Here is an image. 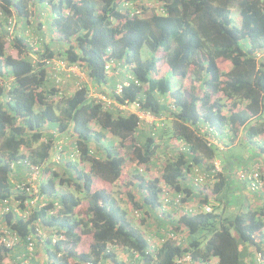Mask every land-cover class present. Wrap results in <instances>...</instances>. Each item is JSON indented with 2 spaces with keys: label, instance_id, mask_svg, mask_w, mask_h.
Instances as JSON below:
<instances>
[{
  "label": "trees",
  "instance_id": "1",
  "mask_svg": "<svg viewBox=\"0 0 264 264\" xmlns=\"http://www.w3.org/2000/svg\"><path fill=\"white\" fill-rule=\"evenodd\" d=\"M153 1L161 13L154 9L144 17L135 14L132 4L140 1L134 0H0V83L9 81L8 90L0 84V205L23 198L19 187L29 168L37 166L41 175L49 173L39 185L48 207L59 203L61 209L48 218L46 207L31 220L65 230L67 240L56 250L72 246L56 262L45 242V256L56 264L73 258L83 263L180 264L184 256L189 260L182 264H213L214 259L217 264H255V252L264 257V207H248L234 216L221 207V212L205 213L200 206L208 199L196 187L194 169L212 171L213 159L224 155L207 136L227 146L241 129L237 144L264 149L256 141L264 135V0ZM32 26L38 40L28 35ZM9 39L16 57L6 51ZM144 48L146 59L141 58ZM160 53L168 67L162 76ZM53 58L77 65L94 87L78 84L74 92L57 98L44 62ZM221 61L231 65L227 72L221 71ZM185 79L190 80L187 88L181 84ZM90 92L106 95L111 103L91 98ZM134 102L156 120L140 123L114 106ZM46 127L73 135L82 168L66 160L50 161L56 143L41 140ZM126 141L138 163L151 162L161 171V181L133 174L138 193L128 192L134 210L141 218L149 216L142 221L156 222L150 238L131 224L107 188H95V178L106 183L120 178L125 162L119 149ZM225 171L215 175L214 194L229 180ZM160 182L180 203L161 209ZM29 224L12 212L0 216V230L9 227L23 242L31 235ZM82 236H90L92 243L87 253L77 255L74 247ZM152 238L160 242L150 252Z\"/></svg>",
  "mask_w": 264,
  "mask_h": 264
},
{
  "label": "built area",
  "instance_id": "2",
  "mask_svg": "<svg viewBox=\"0 0 264 264\" xmlns=\"http://www.w3.org/2000/svg\"><path fill=\"white\" fill-rule=\"evenodd\" d=\"M47 64H50L47 62ZM63 71L78 74V67L75 65H67L63 62L58 64ZM54 70V68H53ZM52 70V71H53ZM57 81V80H56ZM58 82V81H57ZM3 88L6 90L9 89V81H4V83H0ZM126 85V84H125ZM122 87L119 85L117 87V93H121ZM105 104H110L111 101L107 99V96L104 94H98L94 96ZM119 110L124 111L128 114H134L140 123H148L152 124L156 119L147 111L140 110V106L138 103L134 102L129 105H117L114 104ZM51 134H55L51 132ZM206 139H209V144H214L219 146L222 149V145L214 140L213 137L207 136ZM58 158L55 157L52 159V162L57 163ZM214 168L209 172L199 171L198 168L194 169V181L196 187L199 192L203 196L210 195L212 192L213 186L216 182L215 175L221 173V166L218 162H214ZM261 164H255L251 170H241L236 173V178L239 181H244L248 183V189L251 192H256L260 190L264 183L261 177ZM29 176L26 178V181L20 185V195L21 198H11L4 200L2 205H0V216L6 213L12 212L16 215L23 223H30L29 229L32 231L31 235L27 237L26 241H22L20 235L10 230L9 227H4L0 230V249H2L0 255H4V262H0V264H56V262L64 260L65 255L68 254V249L71 248V243L68 246H61L60 250H56V245L60 241H66V232L63 229L52 228V227H44L40 219L31 220L34 213L36 211L44 210V208L48 207L46 203L45 195L40 192V186L38 184V180L41 175V170L39 167L34 166L29 168ZM14 178L12 179V183H14ZM161 191L162 199V208L167 209L168 203H180V197H174L172 195L173 191L169 190V188L162 183L159 185ZM174 197V198H172ZM172 198V199H171ZM200 204V202H199ZM201 209L205 213L211 212V206L208 204H201ZM61 209V205L59 203H54L52 206L46 209L47 216L46 217H55L57 212ZM48 241L51 249L55 252V257H57L56 262H53V258L45 256L46 251L44 244ZM22 246V247H21ZM75 251V250H74ZM255 261L256 264H263L264 257L261 253L255 252ZM189 260V256H184L179 259L177 262L182 264ZM71 264V260H69ZM75 262L79 264H108V261H100L99 263H88V262H79L77 259Z\"/></svg>",
  "mask_w": 264,
  "mask_h": 264
},
{
  "label": "rangeland",
  "instance_id": "3",
  "mask_svg": "<svg viewBox=\"0 0 264 264\" xmlns=\"http://www.w3.org/2000/svg\"><path fill=\"white\" fill-rule=\"evenodd\" d=\"M135 1H140V3H137L139 5L137 7H140V9H142L144 15H149L152 10L159 9L158 4H156L153 0H134V2ZM158 11L159 10H157V12ZM233 16L237 20V23H238L239 18L237 17L235 10H233ZM33 27L34 26H32L30 29L27 30L28 35L30 36L31 40H33L34 38L36 40H38L39 38L37 36V33L33 32L35 27L34 28ZM42 30H43V28H42ZM10 35L12 36L13 34H10ZM8 38H10V37H8ZM10 42H11V40L9 39L7 41V44L5 45L6 51L9 55L16 57L15 50L11 49L9 46ZM59 47L57 45H55L54 49L57 50ZM159 55L161 56L160 57L161 60L158 62V76H162L168 71V67L166 65L165 60L163 59L164 54L160 53ZM263 55H264V53H263ZM141 58L142 59L148 58V52L145 50V48L141 52ZM219 65H220L221 71H223V72H227L231 67V65L225 61L219 62ZM74 75L76 77L65 78L64 83L60 87L62 89L63 93H67V94H65V96H68V91L73 92L75 90L76 85L78 86V84H80V86L83 84L88 85V84H86L87 82L85 80V77H83L80 74L79 75L74 74ZM75 78H76V80H75ZM181 84H182V86L187 88L190 84V80L185 79L181 82ZM92 94H94V93H92ZM261 136H264V135H261ZM56 140L61 141L62 136ZM259 145H260V147H262L263 143H261ZM35 146H36V144L32 145L31 149L34 148ZM234 149L229 153V154H232L231 157H233V158L236 157V155H237L239 158L245 159V157H248L252 154V152L250 151V146H246L242 143L237 144ZM119 152L121 155L124 156V162H125L120 178L113 183H106V182L99 180L98 178H95V183H96L95 188L96 189L102 188V187L107 188L110 191V195L113 198V200L116 202V204L119 205L122 209H124L127 212L129 220L132 221V225L139 228L143 233L148 234L147 236H150V234H152V231H156L155 230L156 225L154 224L156 222L153 220V218H150V221L148 220L149 224H147V221H141V219L138 218L134 214L135 210L129 201L128 192L130 193L132 191L136 195L138 193L136 191V188L134 185V180L136 179V177L133 176V174H136L137 170H139L138 175H141V178H143L144 180L160 179L161 171L159 170V168H158V170L155 169V165L151 162H149L148 165L137 163V160L135 159L134 154H132V152H131L130 141H126L124 144H122V147L119 149ZM222 153H224V155H220L218 158L220 160L224 161L226 153L220 152V154H222ZM263 160H264V158H262L259 161L262 163ZM239 161L241 162L240 159H239ZM259 163H255V161H254L253 163H251L249 165V167H253L255 164H259ZM223 166H226V163L223 164ZM237 168H239V167H237ZM261 173L263 174L262 171H261ZM44 180L45 179L43 177H40L38 180V184L40 185L41 183L45 182ZM227 191H228V186L222 190V192L219 194V198L217 200H221L223 202L225 200V196H226ZM248 196H249V194H248ZM139 198H141V196H138V198H137V196H135L136 200ZM172 198H174V197H172ZM84 204H85V202H84ZM253 205H255V203ZM221 208L216 209V210L218 212H221L220 211ZM76 211L80 212L81 210H80V208L79 209L77 208ZM229 214L230 213H228V215ZM155 242L158 245L160 241H159V239L156 238ZM91 243H92V239L90 236H82L80 243L76 246V249L74 248L77 252V255L80 253H87L90 249ZM119 256H120V261H123L122 256H124V253L122 254V252H119ZM75 260H76L75 258L71 259V261H74V262H75ZM69 263H70V261H69ZM108 264H111V263H108Z\"/></svg>",
  "mask_w": 264,
  "mask_h": 264
},
{
  "label": "clouds",
  "instance_id": "4",
  "mask_svg": "<svg viewBox=\"0 0 264 264\" xmlns=\"http://www.w3.org/2000/svg\"><path fill=\"white\" fill-rule=\"evenodd\" d=\"M156 4H158V3H156ZM136 5V6H135ZM137 6H139L137 3H133L132 4V7L134 8V9H136V10H138L135 14H137L138 16H148V15H144L143 14V11H142V9H140V7H137ZM156 12H157V10H156ZM157 13H161L160 11H158ZM150 15V14H149ZM12 20H15V18L13 17V19ZM12 22H14V21H12ZM10 32H11V30H10ZM12 34V33H11ZM59 47V46H58ZM259 57H260V55H259ZM45 62V64H46V67L49 69V71L52 73V77H53V81H54V84H55V86H56V89L58 90V96H57V98H60V96H61V94H63V91H62V89L60 88L61 87V85L64 83V80H65V78H71V77H76L75 75H74V73H70V72H66V71H63L61 68L62 67H60L58 64L60 63V62H63V63H65V64H67V65H71V64H68L67 63V61H65L63 58H56V59H51V60H48V61H44ZM47 62H49L50 64H47ZM75 66H77V65H75ZM78 67V66H77ZM53 68H54V70H53ZM53 70V71H52ZM82 75L83 77H85V74L81 71V69L78 67V75ZM58 82H57V81ZM77 86V85H76ZM78 88V87H77ZM74 92V91H73ZM90 94H92L91 92L89 93V95ZM91 98H93L92 97V95L90 96ZM56 98V99H57ZM51 132H54L55 134H51ZM240 132V131H239ZM239 132H238V134H239ZM238 134L236 135V138H235V143L233 144L232 143V145H235L237 142H238V139H237V136H238ZM51 136H52V138H51ZM62 136V140L61 141H58V140H56V139H58L59 137H61ZM71 137V138H70ZM206 138V137H205ZM46 140V139H52V140H54V142L56 143V147L53 149V150H51V152L49 153V159H50V161L52 162V159L53 158H55V157H57L59 160H58V162L57 163H55V162H52L53 164H59L60 163V160H66V161H68V162H72V163H77L81 168H82V162L80 161V154H79V151L77 150V149H75L72 145H73V143L75 142L74 141V137H73V135H71L70 134V132L69 133H65V134H61V133H59V131L57 130V129H52V128H50V127H46L45 128V130H44V133H43V137L41 138V140ZM219 144H221L222 145V149L219 147V146H217V145H215L217 148H218V150L220 151V152H228L229 151V148H231V146L230 145H227V146H225V144L222 142V143H219ZM214 145V144H213ZM262 147H264V146H262ZM61 149V153H65V154H67L68 156H67V158H63L60 154H59V152H57L58 150H60ZM260 153H263L264 154V149H263V151H259ZM261 155V154H260ZM259 155V156H260ZM264 158V157H263ZM264 161V160H263ZM214 162H218L219 164H220V166H221V172H222V169H223V164H222V161L220 160V159H218V158H214L213 159V161H212V163H214ZM260 161L259 160H256L255 161V163H259ZM138 163V162H137ZM139 164H144V163H139ZM260 164H261V169H260V172L262 171L263 172V170H262V165H263V162L261 163L260 162ZM145 165H148V164H145ZM146 167V166H145ZM252 169V167H250V168H248V169H245V170H251ZM55 170L58 172V171H60V168H58V167H55ZM238 171H241L240 169L238 170ZM238 171H236V173L238 172ZM136 173L138 174V171H136ZM220 174V173H219ZM49 175V173H46V172H44L43 174H42V177L43 178H46L47 176ZM261 177L263 178V174L261 173ZM161 176H160V179H158L159 181H161ZM235 180L236 181H239L237 178H236V174H235ZM117 181V180H116ZM146 181V180H145ZM218 181H219V179H216V182L215 183H218ZM242 183H246V182H244V181H241ZM160 184H161V182H160ZM247 184V186H246V194L248 195L249 193L250 194H253L254 195V193H257L258 191H260V190H262L263 189V187L260 189V190H257L256 192H251L249 189H248V183H246ZM213 190L214 189H212V192L210 193V195L208 196V195H206V197H207V202H206V204H208L209 206H211V212H213L214 210H215V207L216 206H218V207H222L223 209H224V207L226 206L225 205V203H224V201L222 202L221 200H217L218 198H219V194L222 192H220V193H218V194H214L213 193ZM45 198H46V196H45ZM242 203V202H241ZM161 205H162V201H161ZM161 209H164V208H162L161 207ZM218 209V208H217ZM220 209V208H219ZM166 210V209H165ZM210 212V213H211ZM134 214L138 217V218H140L141 219V221L142 220H145V219H147V216H145V215H143L144 217L143 218H141V213H140V211L139 210H135L134 211ZM234 216V215H233ZM131 224H132V222H131ZM146 234V233H145ZM148 234H146V237L147 238H150V236H147ZM155 238H152V239H150V242H153L154 243V246H152V245H150V252H152L153 251V249L155 248V246H158L157 244H156V242H155ZM75 249H76V247H74ZM74 249V250H75ZM75 253H77L76 252V250L74 251ZM108 261V260H107ZM108 263H110L109 261H108ZM213 264H217V261L214 259V261H213ZM255 264H256V261H255ZM264 264V263H263Z\"/></svg>",
  "mask_w": 264,
  "mask_h": 264
},
{
  "label": "crops",
  "instance_id": "5",
  "mask_svg": "<svg viewBox=\"0 0 264 264\" xmlns=\"http://www.w3.org/2000/svg\"><path fill=\"white\" fill-rule=\"evenodd\" d=\"M85 80H86V82H89V81H87L86 76H85ZM93 87L94 86H92V84L89 82L88 88H93ZM68 92H70V91H68ZM91 95H92V97L95 96L93 94H90V96ZM96 95H98V94H96ZM239 131L240 132L237 136L238 142L241 140V129ZM256 141H257L258 145L263 143V146H264V136L257 137ZM229 145L231 146V148H229V151L225 154V159L227 160L228 165L226 163V166H223L224 170H226L224 172V175L227 178H229V180L225 186V187L228 186V191L226 193L225 200H224L225 205H226L224 207V212L230 213L229 216H233V215H236L237 213H241V212L245 211L246 209H249L248 207H250L251 209L259 208V206L264 207V189L258 191L257 193H254V195L249 193V196H248L246 194L247 184L242 183L241 181L235 180L236 171H238L241 168L243 169L245 167H246V169H248V168H250L249 165L251 163H253L256 160H261L264 157V154L259 152V151H261L262 148H254L253 146H250V151L252 152V154L248 157H245V159L242 160L237 155H236V157L233 158V157H231L232 154H229L236 147L237 143L235 145H232V144H229ZM244 145L249 146L248 144H245V143H244ZM239 159L241 161H243V163L241 165H239L240 164L238 162ZM222 164H225V163L222 161ZM237 167H239V168H237ZM155 169L158 170V167L155 166ZM263 172H264V169H263ZM263 175H264V173H263ZM254 203H255V205H253ZM217 207L218 206H216L215 208H217Z\"/></svg>",
  "mask_w": 264,
  "mask_h": 264
}]
</instances>
